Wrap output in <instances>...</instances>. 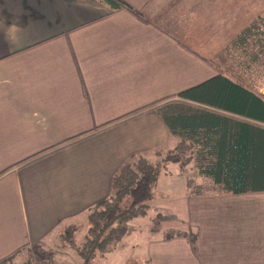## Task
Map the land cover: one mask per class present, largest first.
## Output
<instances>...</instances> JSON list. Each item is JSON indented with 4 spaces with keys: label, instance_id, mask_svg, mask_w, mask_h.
Here are the masks:
<instances>
[{
    "label": "crops",
    "instance_id": "crops-1",
    "mask_svg": "<svg viewBox=\"0 0 264 264\" xmlns=\"http://www.w3.org/2000/svg\"><path fill=\"white\" fill-rule=\"evenodd\" d=\"M123 1L137 13L98 0H0V262L36 252L50 257L41 264H82L65 234L84 244L112 175L130 157L178 147L163 183L182 180V198L152 200L144 228L142 217L119 226L94 264H264V181L226 192L198 161L252 155L260 142L264 155V121L229 110L232 88L178 96L222 75L264 103V76L234 69L256 26L237 34L236 9L249 18L263 1ZM157 214L187 227L155 228Z\"/></svg>",
    "mask_w": 264,
    "mask_h": 264
},
{
    "label": "trees",
    "instance_id": "trees-1",
    "mask_svg": "<svg viewBox=\"0 0 264 264\" xmlns=\"http://www.w3.org/2000/svg\"><path fill=\"white\" fill-rule=\"evenodd\" d=\"M113 10H133L123 0H98ZM137 13V12H136ZM251 26L249 29H252ZM233 81L222 75L216 76L194 88L188 89L179 94L182 98L202 100L198 95H203L206 87H217L219 90L232 88L235 97V105L229 109L239 115L251 119L264 121V103L261 99L251 96L242 89V82L239 79ZM244 90V92L242 91ZM220 96V95H219ZM164 120L171 127V121L165 115ZM178 117L173 120L177 123ZM250 142V141H249ZM248 142V144H249ZM261 146V142L259 143ZM259 144H251L252 155L239 156L229 159H198L202 166L203 174L213 178V182L221 184V188L230 193H243L256 190L259 181H264V155L258 156ZM249 146V145H247ZM245 145V147H247ZM178 147L165 155H157L154 160L145 157H130L112 175L110 192L107 197L99 200L87 213L89 229L85 242L77 247L72 241L71 229L65 235V239L75 247L82 264H93V259L98 253L106 251L113 243L119 226L126 227L133 219L146 216L151 208L153 194L163 170L170 163L177 164ZM201 174V173H200ZM171 221L172 217L157 214L153 221L155 228H158L165 221ZM5 259L0 263H4Z\"/></svg>",
    "mask_w": 264,
    "mask_h": 264
},
{
    "label": "rangeland",
    "instance_id": "rangeland-1",
    "mask_svg": "<svg viewBox=\"0 0 264 264\" xmlns=\"http://www.w3.org/2000/svg\"><path fill=\"white\" fill-rule=\"evenodd\" d=\"M259 1H263V3H264V0H259ZM251 2L252 3L254 2L257 4L256 1L251 0ZM254 3L252 5H255ZM245 10L246 9H236V12H235V14H236L235 24H236V30H237L236 33L238 34L243 29V28L238 29L237 27L245 25L247 20H249V19H251L250 23L256 24V26L250 30V33L245 34V37H244L245 40L242 42L243 43L242 46L238 40L235 41V43H236L235 49H236V46H238L237 43H239V46L243 47V49H244L243 51H245L246 54L245 55H240V54L236 55V61L234 62V64H236V66L234 67V69L238 68L237 70H240V69L250 68L256 74L254 77V80L258 81L259 76H261V77L264 76V9H251V8L247 9L249 11L248 12L249 18H247L246 16L244 17L243 12H245ZM239 67H241V68H239ZM173 169H175L177 171V168L173 167L171 170H173ZM164 171H166V169L163 170L161 177H160V180L157 184V189L155 190V192L153 194V200L155 201L153 204L159 203V205H160V204H162V202L164 200L165 201H168L171 199L178 200L179 198H182V196H183L184 190H183V192H181V186L179 185V183L183 182L182 180H179V182H178L177 179H176L177 181L173 179L175 181L174 186L172 185V186L164 187L163 182L166 179L165 177L169 176V175H166L164 173ZM169 184L170 183H168V185ZM178 203H179V201H176L175 203L169 204V206L170 205H176L173 208L175 210H178V208H179ZM170 208H172V207H170ZM157 212L158 211H155V214ZM178 213H179V218L184 221V219H182V217H184L185 215L182 212H178ZM146 217H142V218H139L137 220V223H140L139 229L144 228L145 223H146V219H148ZM170 222H172L171 224L176 225L177 227H182V228H183V226L187 227L186 225L180 224L179 222H177V223H174V221H170ZM152 223H153V221H152ZM82 237L79 234V236L77 237V241H80L82 239ZM23 256L26 258V262H28L29 257H31L36 264H41L42 262H45L44 260L50 259V257L47 258L48 254H40V253H36V252H35V254H32L31 256L28 254H24ZM20 257L22 259H24V257H22V256H20ZM20 257H17V258H20ZM51 258H53V256H51ZM22 259H17V260L22 261ZM53 259H55V258H53ZM17 260L13 264H26L25 262L24 263L18 262ZM9 261L4 262V264H9ZM75 261H77V263H78V260L76 258H75ZM93 264H94V262H93Z\"/></svg>",
    "mask_w": 264,
    "mask_h": 264
},
{
    "label": "built area",
    "instance_id": "built-area-1",
    "mask_svg": "<svg viewBox=\"0 0 264 264\" xmlns=\"http://www.w3.org/2000/svg\"><path fill=\"white\" fill-rule=\"evenodd\" d=\"M0 264H2V263H0Z\"/></svg>",
    "mask_w": 264,
    "mask_h": 264
}]
</instances>
